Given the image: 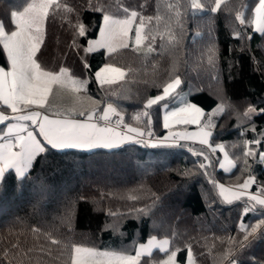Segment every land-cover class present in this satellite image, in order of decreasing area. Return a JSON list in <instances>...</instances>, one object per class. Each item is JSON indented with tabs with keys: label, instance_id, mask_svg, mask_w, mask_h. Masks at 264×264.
I'll return each instance as SVG.
<instances>
[{
	"label": "trees",
	"instance_id": "1",
	"mask_svg": "<svg viewBox=\"0 0 264 264\" xmlns=\"http://www.w3.org/2000/svg\"><path fill=\"white\" fill-rule=\"evenodd\" d=\"M258 1L226 0L215 13L210 11L214 0H200L201 11L191 7L192 0H60L73 11L50 10L37 53L41 65L54 72L67 68L70 76L87 80L84 91L100 102V111L112 103L127 126L142 129L146 135L138 137L144 143H124L111 150L49 147L26 179L18 180L14 171L7 172L0 183V264H19L21 260L24 264H71V250L65 244L131 253L137 243L152 235L171 240L170 248L180 249L177 257L181 263L186 262L191 246L195 264H229L222 257L230 248L233 255L229 259L236 264H264V231L258 230L241 244L244 229L251 231L248 226L264 220V208L257 206L244 214L249 202L227 204L217 186L240 185L252 175L251 191L264 187V160L259 159L264 143L249 145L256 156H243L244 141L264 138V33L241 25L236 17L245 11L247 24ZM29 2L0 0V8L20 11ZM177 4L182 28L175 24L176 9L169 7ZM90 5L121 18L126 15L124 8L129 13L136 11L137 22L140 16L152 17L145 24L144 35L148 36L145 45L151 44L154 51L128 46L111 54L105 49L85 53L87 41L97 37L103 20V13L89 10ZM78 22L87 28L85 36H76L73 26ZM170 34L178 42L170 41ZM210 49H215L213 64L208 63ZM0 64L8 66L3 51ZM105 64L123 68L124 78L99 84L95 72ZM177 75L182 83L175 93L158 105L145 107ZM182 90L206 117L217 106H224L223 113L213 116L209 142L213 147L225 146L236 162L230 171L219 167L220 150L213 152L200 142L151 143V139H168L165 135L170 129L197 128L184 124L164 127L161 108L164 103L170 105ZM249 107L256 112L245 117ZM145 111L149 116L142 115ZM199 152L204 155H197ZM202 163L207 167L201 168ZM45 233L62 243L52 245ZM17 243L25 252L40 247L45 251L30 252V259L25 258L15 254L12 245ZM5 251L10 253L7 258ZM164 257L154 250L150 257L142 258V264H154Z\"/></svg>",
	"mask_w": 264,
	"mask_h": 264
},
{
	"label": "snow or ice",
	"instance_id": "2",
	"mask_svg": "<svg viewBox=\"0 0 264 264\" xmlns=\"http://www.w3.org/2000/svg\"><path fill=\"white\" fill-rule=\"evenodd\" d=\"M226 0H214V6L210 11L215 13L221 10V6ZM174 7L175 24L182 28L180 20L181 12L179 5H170ZM191 7L195 9H203L204 5L200 0H192ZM63 9L65 13H71L73 9L66 4H62L60 0H31L23 7L22 11L10 12V27L14 30H7L3 21H0V51L6 54L7 68L0 66V125H6V131L0 130V183L3 182L7 172L14 171L18 180H24L30 174L29 170L34 167V162L42 154L47 153L49 147L53 150L79 149L92 151L95 149H114L124 143H144L143 139L146 133L142 129L126 126L127 131L135 135H122L113 127L107 126L113 115L119 117L117 127L123 121L122 114L108 103L107 106L100 111L97 105L99 101H91L88 107L83 105L82 98L77 96V104L63 112L57 111L51 115L48 109L51 107L49 97L53 94L54 88L58 90H70L73 93H79L86 88L87 80H78L72 78L69 82V69L61 67L58 72L46 70L37 59V53L40 52L41 45L44 41L45 22L48 19L50 10L54 13L56 10ZM89 10L103 13V25L100 27V38L87 41L85 53H92L99 49H106L109 54L116 52L118 49L127 48L128 40L132 32V26L136 22L138 13L127 8L123 9L126 14L125 18L120 19L110 15L102 7L92 8ZM230 11V10H229ZM236 17L241 25L254 26L255 31L264 33V0H259L255 7L254 15L251 19H245V11L236 13ZM152 17L140 16L139 23L135 28L134 44L139 50V46L148 36L142 35L146 22H151ZM159 20V17H157ZM69 23H71L69 21ZM77 29L76 36H85L87 28L82 23L74 25ZM240 34L236 33L239 38ZM152 42H155L156 36L152 35ZM170 41L178 42L175 34H170ZM75 44V41H73ZM147 51L153 52L151 44ZM215 49L209 50L208 63L215 62ZM85 67H89L85 62ZM125 72L121 68L105 64L95 72V78L101 84L114 83L117 79H123ZM182 81L177 75L162 88V94L156 95L154 98L147 100V108L158 105L175 93L176 88L181 85ZM166 110L164 115V127L170 128V120L176 124L196 125L198 131L192 133H176L181 139L194 140L199 139L201 144L207 145L211 151L217 149L224 153L227 161L228 170L236 167V162L229 159L228 153L224 151V145H213L209 142L212 136L214 125L210 117L205 116L202 108L192 103H185L182 107L174 108L167 111L168 104H163ZM5 109L10 110L9 114H5ZM100 114L97 115V112ZM216 112L223 113L224 106L218 107ZM256 109L249 107L244 113L245 117H251ZM264 113V110H261ZM142 115L149 116L145 111ZM212 115H215L213 112ZM57 117V118H53ZM76 117H83L78 119ZM136 120L140 116L135 117ZM97 122H93V121ZM202 120L206 122L202 124ZM99 121L105 122V126H101ZM150 123V120H149ZM255 132V128L251 129ZM151 135V133H147ZM171 135V133H170ZM43 141V143L41 142ZM264 143V138L246 140L243 142V156L253 157L257 154L249 145H259ZM203 156V152L197 153ZM208 160V157H204ZM259 159L264 160V152L259 154ZM201 168L207 165L202 163ZM225 163H220V168L225 169ZM216 183L215 181L213 182ZM255 183V177L248 176L243 184L226 187L218 184L219 194L227 204L235 201L247 200L248 206L243 209L244 214L256 210L257 206L264 208V187L260 188L258 194L250 195L248 189L250 185ZM233 188L237 190H233ZM139 199L138 196L131 197ZM144 212V209L138 210ZM115 215V213H109ZM244 229V240L241 244L248 241V237L257 233L258 230L264 231V220L255 226H248ZM33 233L39 234L38 228L32 229ZM45 237L50 240L52 245H60L62 242L54 237L51 233H45ZM175 235V234H174ZM172 241L169 239L158 240L155 236L148 239L147 243H141L135 249V254H127L122 250H99L94 247H86L81 245H67L71 250V264H142L143 257H150L153 250H159L166 256L162 261L154 262V264H177L176 255L180 251L178 247L174 250L170 248ZM16 249V255L29 258V253L36 251L44 252L45 249H28L25 252L19 248V244L12 245ZM9 251H5L3 256L7 258ZM50 255V250L48 252ZM233 255L230 248L222 257L228 260L229 264H236L235 260L229 259ZM30 259V258H29ZM24 264V260L19 261ZM187 264H195L191 246L187 248Z\"/></svg>",
	"mask_w": 264,
	"mask_h": 264
},
{
	"label": "rangeland",
	"instance_id": "3",
	"mask_svg": "<svg viewBox=\"0 0 264 264\" xmlns=\"http://www.w3.org/2000/svg\"><path fill=\"white\" fill-rule=\"evenodd\" d=\"M30 2H31V0H30ZM29 2V3H30ZM259 2V1H258ZM201 3V2H200ZM258 4V3H257ZM257 4H256V6H257ZM255 6V7H256ZM23 10V9H22ZM22 10H20V11H22ZM197 11H201V10H203V9H196ZM133 11V10H132ZM254 11H255V8H254ZM131 12V11H130ZM117 18H120V19H123V18H125V17H117ZM139 22H135L134 24H133V26H132V32L130 33V39L128 40V44H129V46H133V47H135L137 50H138V48H137V46H135V44H134V36H135V28H136V26H137V24H138ZM103 25V20H102V24H101V26ZM253 28H254V30H255V27L253 26ZM142 35H144V30H143V32H142ZM100 38V32L98 33V35H97V37H95V38H93V39H99ZM93 39H90V40H93ZM147 46L145 45V40L142 42V44L139 46V51H147ZM106 50V49H105ZM109 65H111V64H109ZM114 66V65H113ZM97 80V79H96ZM177 89V88H176ZM82 92H84V96L83 97H81L82 98V101L83 102H86L87 104H90V102L91 101H97L93 96H91V95H89V94H87L83 89H82ZM185 103H192V104H195V103H193L192 101H190V99H189V95H188V92L186 91V90H182V91H178L177 93H176V95L174 96V100L172 101V103L170 104V105H168V109H167V111H171V110H173L174 108H177V107H182V106H184V104ZM195 105H197V104H195ZM88 106V105H87ZM198 107H200L199 105H197ZM218 107H220V106H217L216 108H214L212 111H211V113L207 116V117H210L211 118V121H213V116L215 117L219 112H216L215 110L218 108ZM64 109L66 108L65 106L63 107ZM201 108V107H200ZM162 118H163V124H164V115H165V112H166V110L164 109V107L162 106ZM213 112H215V115H212L213 114ZM100 113H97V115H99ZM206 121L205 120H202V123H205ZM213 123V122H212ZM170 125L172 126V125H178V124H176L173 120H170ZM170 126V127H171ZM196 129H198V128H195V129H191L190 130V128H189V126H184V127H177V128H174V129H170L168 132H167V134L165 135V137L166 138H171V139H173V138H176V139H179V140H187V139H181L179 136H176L175 134L176 133H192V132H196V131H198V130H196ZM192 130H194V131H192ZM170 133H171V135H170ZM188 141H191V140H188ZM221 145V144H220ZM224 151H225V149H224ZM228 157H229V159H231L230 158V156L228 155ZM232 160V159H231ZM220 163H225V165H226V167H225V169H223V170H225V171H230L231 169H233V168H231L230 170H228V165H227V161L225 160V157H224V153L223 152H221V154H220V160H219V167H220ZM257 193H259L258 191H257ZM152 236H155L158 240H162V239H168L167 237H159V236H156V235H152ZM152 236H150V237H152ZM149 237V238H150ZM148 238V239H149ZM148 239L145 241V242H139V243H137V245H136V248L138 247V245L139 244H141V243H147V241H148ZM77 245H81V244H77ZM81 246H86V247H93V246H87V245H81ZM94 248H96V249H99V250H119V249H111V248H97V247H94ZM135 248V249H136ZM154 251V250H153ZM127 253V252H126ZM127 254H132V255H134L135 254V250H134V252H131V253H127ZM194 258V257H193ZM164 259H166V256L162 259V260H164ZM161 260V261H162ZM176 261H177V264H187V259H186V262L185 263H181L179 260H178V257H177V255H176Z\"/></svg>",
	"mask_w": 264,
	"mask_h": 264
},
{
	"label": "crops",
	"instance_id": "4",
	"mask_svg": "<svg viewBox=\"0 0 264 264\" xmlns=\"http://www.w3.org/2000/svg\"><path fill=\"white\" fill-rule=\"evenodd\" d=\"M0 21L4 22L5 27H6L7 30H14L13 28L10 27V23H9V21H10V12H8L6 9L0 8ZM0 66H3V65L0 64ZM3 67H5V66H3ZM114 67H116V66H114ZM6 68H7V66H6ZM117 68H120V67H117ZM121 69H123V68H121ZM97 71H99V70H97ZM124 72H125V70H124ZM72 78H75V77H72V76H70L68 74L69 82L71 81ZM75 79H77V78H75ZM118 80H121V79H117L116 81H118ZM99 84H101V83H99ZM77 96L83 97L84 96V92H82V90H81L79 93H73L70 90L61 91V90H58V89L54 88L53 94L49 97V103H50L51 107L48 109V113L51 115L54 112H57V111L63 112L65 109L72 108L74 105H76L78 103L77 100H76ZM81 102L83 103V105L85 107H88L90 105V104H87L86 102H83V101H81ZM64 106L66 107L65 109L63 108ZM9 111L10 110H6L5 109V114H9ZM53 118H57V117H53ZM76 118L83 119V117H76ZM93 122H97V121L94 120ZM100 125L101 126H105V125H103L101 123H100ZM109 127H112V126H109ZM113 128H115V127H113ZM115 129L117 131H119L122 135H129V136L135 135L134 133L128 132L127 128L124 129V130H121V129H118V128H115ZM0 130L6 131V125H0ZM196 130H198V129H196ZM192 131H194V130H192ZM178 140L179 139H176V138H173V139H171V138L159 139L158 138V139H151V143L152 144L170 143V142L172 143V142H175V141H178ZM191 141L199 142V139H194V140H191ZM41 142L43 143V141H41ZM233 190L235 191L237 189L233 188ZM248 192H249L250 195L258 194L257 192L251 191V185H250V187L248 189Z\"/></svg>",
	"mask_w": 264,
	"mask_h": 264
},
{
	"label": "built area",
	"instance_id": "5",
	"mask_svg": "<svg viewBox=\"0 0 264 264\" xmlns=\"http://www.w3.org/2000/svg\"><path fill=\"white\" fill-rule=\"evenodd\" d=\"M116 108H117V107H116ZM117 110H118V108H117ZM118 111H119V110H118ZM119 112H120V111H119ZM120 113H121V112H120ZM119 119H120L119 117L113 115V116L111 117L110 123H108L107 126H112V127H115V128L121 129V130L126 129V128H127V127H126V126H127V123H126V121H125L124 118H123L122 123H120L119 126L117 127V121H118ZM99 123L105 125V122H103V121H99Z\"/></svg>",
	"mask_w": 264,
	"mask_h": 264
}]
</instances>
